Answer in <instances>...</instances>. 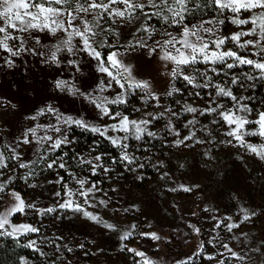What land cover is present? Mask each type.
Instances as JSON below:
<instances>
[{
  "label": "rangeland",
  "instance_id": "obj_1",
  "mask_svg": "<svg viewBox=\"0 0 264 264\" xmlns=\"http://www.w3.org/2000/svg\"><path fill=\"white\" fill-rule=\"evenodd\" d=\"M145 11L151 12L152 9ZM250 15V12H242L240 18L247 19ZM214 17L223 20L222 24L216 25L220 35L230 36L233 32L247 31L252 27L251 24H233L231 12L219 15L216 8L212 13L205 12L202 17L185 19V23L191 26ZM141 23L143 17L132 23L118 22L115 31L118 36L106 31L113 29L106 25L99 35L101 41L116 44L110 51L122 53L123 62L131 66L135 79L148 81L155 95L153 98L143 89L132 88L129 90L132 95L125 106L121 103L106 105L113 115L122 113L130 120H150V123L142 125L146 131L140 134V139L129 135L122 142L127 144V148L114 145L120 157L125 152L130 157L134 148L148 161L150 172L144 169L139 172L137 180L142 182L140 185L127 180L103 184L90 178L86 171L93 172L94 167L98 170L106 166L102 158L95 160L101 155L93 151V145L79 152L74 167H70L63 158L55 155V149L50 150L51 142L39 147L29 137L32 143H23L27 129L38 124L57 123L51 113L38 114L48 105L66 116L83 118L92 126L107 127L117 123L111 115L104 116L84 96H74L55 86V81L62 79L83 93L115 99L122 89L113 83L111 88L100 92V82L107 83L109 77L98 71L95 59L86 52L72 56L64 50L58 53L59 64H56L45 62L43 56L26 51L12 57L13 65L9 66L5 63L9 54L0 50V154L5 157V164L6 157L8 160L7 166L0 168V182L12 178L5 191L0 192V211L15 203L11 196L13 191L19 193L26 204L34 205L9 217L10 224L5 225L4 231L11 232L13 224H28L38 229L37 232L13 233L12 236L0 235V240L9 237L17 246L30 250L23 264H144L143 258L129 249L145 253L153 264H220L221 261L224 264H264V160L227 136L230 126L220 116L200 114L205 108L216 107L217 104L232 108L233 101L216 100L211 103L210 100L187 97L192 91L191 85L182 76L173 78L169 75L173 65L161 60L158 52L150 54L148 47H128L130 42L134 45L140 38L151 46L164 38L162 33L165 29L174 33L180 31L178 26L169 27L161 21L155 24L150 21L157 32L149 39L146 33L136 31ZM40 35L45 45L58 42L50 35ZM10 43L19 46L20 42ZM30 43L33 48H40ZM227 49L224 47L223 50ZM40 51L44 49L40 48ZM71 60L77 63L70 64ZM198 65L196 67L201 71L211 67ZM197 82L201 83L199 79ZM173 88L177 91H172ZM169 92L172 94L168 95ZM185 105H191L198 111L187 112ZM259 111L264 109L251 113L249 119L255 120ZM192 120L196 123L190 124ZM256 127L255 124L246 126L248 130ZM68 128L64 127V135H67ZM149 132L154 135H148ZM44 134L43 130L38 131V135ZM47 134L57 136L50 130ZM106 135L119 138L128 133L110 130ZM94 136L96 140L106 138L99 134ZM185 137L191 138L185 140ZM245 140L253 145L264 144V137L258 135L246 136ZM177 141L183 142L177 144ZM13 148L20 155L19 161L10 158ZM35 160L38 165L33 167ZM53 160L56 165L49 168L47 165ZM29 162V167L19 166ZM60 163L66 167L60 168ZM77 178L86 179L85 187L96 186L90 194L91 204H84V208L103 223L85 217L82 212L59 207L67 199L63 195V185L79 189ZM74 199L83 204L85 198L76 196ZM49 208L53 211H42ZM243 209L247 210L248 219L244 218ZM105 223L114 227L106 228ZM231 224L236 227L229 230ZM193 226L199 231H195ZM125 232L131 235L122 240ZM145 233H155L159 239L143 235ZM29 241L36 242L35 248L26 247ZM225 244L245 259L233 257L223 247Z\"/></svg>",
  "mask_w": 264,
  "mask_h": 264
},
{
  "label": "snow or ice",
  "instance_id": "obj_2",
  "mask_svg": "<svg viewBox=\"0 0 264 264\" xmlns=\"http://www.w3.org/2000/svg\"><path fill=\"white\" fill-rule=\"evenodd\" d=\"M211 5H214L219 15H223L226 11L232 13L231 22L235 25L251 24L252 27L247 31L233 32L230 36L220 35L219 29L216 27L222 24L223 20H217L215 17L212 20L201 21L199 24L189 26L185 23V17L192 9L189 7L191 0H0V50L8 53L9 56L5 58V63L9 66L13 65L12 57H18L22 52H31L32 54H39L44 57L45 62L59 64L58 53L66 50L72 56H76L78 52H86L90 57L97 61L98 71L106 74L109 77L107 83L101 81L98 86L102 93L108 88H111L113 83L122 89L115 99L109 100L108 97L98 95L93 96L90 93H83L74 84L69 81L58 79L55 81V86L61 91L67 90L72 95H81L94 104L104 116H112L117 123L107 127L92 126L83 118H75L73 116H66L60 113L56 108L48 105L46 108L40 109L38 114L51 113L55 115L57 123L48 124L46 126L37 125L27 129L24 133L23 143H32V137L39 147H42L46 142H51L50 150L59 148L64 143H70L66 135H64V127L76 125L78 127L89 130L93 133L105 136L113 145L127 148V144L122 142L129 138V135H135L136 139L141 138V133L146 131L142 125L150 123V120L135 121L130 120L128 116L122 113H115L114 115L108 111L106 105L124 103V97L132 88H140L145 91L146 95H151L155 98L154 93L151 92V85L148 81L136 80L131 73V66L123 62V54L117 51H110L105 58L99 48L108 47L111 49L113 45L107 44V41H98L97 37L100 29V21L106 15L112 20L113 24L118 22L132 23L138 21L143 17V23L136 29L137 32H144L148 38L151 39L153 33L157 32L154 25L150 23L153 16L169 27L178 26L180 31L174 33L165 29L162 33L164 37L161 40H156L151 46L147 44L144 38L136 40L133 45L129 43V48L134 47H148L149 52L160 54V59L173 65L169 75L173 78L182 76L189 85L196 88L213 87L211 84L212 77L208 75L209 72L221 74L224 69L232 70L240 65L251 66L252 69L259 72L260 79H264V0H208ZM122 5V7H120ZM152 9L151 12L145 9ZM242 12H250L251 15L247 19L240 18ZM205 25H212L206 27ZM115 33V29H108ZM17 33L19 35H17ZM50 35L58 42L52 45H45L42 43L41 35ZM118 36V33H115ZM243 37H252L250 39H242ZM18 40L19 46L11 44L10 41ZM75 41V43H74ZM43 48H33L31 43ZM231 42L234 48L223 50L224 46ZM255 49L248 55L241 54L239 50ZM257 57L253 59L251 57ZM232 62L229 63L228 60ZM70 64H75L77 61L71 60ZM204 64L211 65L201 71L196 65ZM191 70L189 74H185ZM226 74V73H224ZM248 80L256 79L252 75L244 74ZM203 78V84L198 83L197 80ZM239 77L232 76L231 84L238 83ZM127 85V87H126ZM217 97H230L234 102L232 108H226L224 105L217 104L216 107H208L201 111L204 113H215L220 116L223 121L230 126V130L226 133L227 136L233 137L241 146L247 147L249 151L255 153L260 159L264 160V144L253 145L247 143L246 136L258 135L264 137V111L257 113L256 119H249L252 109L246 103H241L246 97H236L230 87L216 84ZM172 91H177L173 88ZM172 93L169 92L168 95ZM199 95V93H197ZM185 110L190 113H196L197 108L191 105H185ZM35 119V117H32ZM215 123V121H213ZM190 124H195L196 121H189ZM255 124L257 127L253 130H248L247 125ZM43 130L44 135H38V131ZM57 134L56 137L48 135V131ZM123 131L128 133L123 137L115 138L107 136L109 131ZM134 130V132H133ZM148 135H154L149 132ZM191 137H185V140ZM183 141H177V144ZM231 142V141H229ZM39 147L37 151H39ZM13 155L11 159L20 160V155L15 148L12 149ZM122 158L130 160L128 154L122 153ZM100 156L95 157L99 161ZM29 163H20L21 168L29 167ZM85 163H92L85 161ZM56 165L53 160L47 166L52 168ZM5 157L0 154V168H4ZM60 168H65L64 163L59 164ZM95 171V167L93 168ZM11 177L8 180L0 182V192H4L7 185L11 182ZM63 179L62 177L60 178ZM60 180L57 181L59 183ZM79 184V189H71L67 184L63 185V195L67 197L63 203L59 205L60 208L71 209L76 212H82L85 217L93 221L103 223L99 218L84 208V204H91V196L96 188L85 187L86 179H76ZM189 191V189H185ZM61 195V193H57ZM11 196L15 203L9 204L3 211H0V235L12 236L13 233L24 234L28 232H37L38 229L32 225L21 224L11 225L12 231H4L5 225L10 224L9 217L14 213H23L26 208H33L34 205L26 204L21 195L17 192H12ZM84 197L83 204L77 203L74 197ZM105 203V201H100ZM51 212L53 209L46 210ZM245 212V219H248L247 210ZM106 228H113L114 225L105 223ZM134 227V226H133ZM235 224L228 226L229 230L235 228ZM195 231H199L193 226ZM131 235L130 232H125L121 239H127ZM143 235H150L153 239H159L155 233H145ZM36 242L29 241L26 247L35 248ZM233 257L244 260L245 257L239 253L232 251L228 245H223ZM39 251V249H36ZM71 251V249H68ZM129 251L135 252L137 256L143 258L144 264H153L152 261L143 252H138L134 249ZM212 257H209L211 259ZM23 264V258H22ZM220 264H224L223 261Z\"/></svg>",
  "mask_w": 264,
  "mask_h": 264
},
{
  "label": "trees",
  "instance_id": "obj_3",
  "mask_svg": "<svg viewBox=\"0 0 264 264\" xmlns=\"http://www.w3.org/2000/svg\"><path fill=\"white\" fill-rule=\"evenodd\" d=\"M189 7L192 11L186 15L185 19L192 20L195 18H199L204 16V13H212L215 10V6L211 5L208 0H191ZM159 18L153 16L151 22L159 23ZM111 26L115 31H117V23L113 24L112 20L105 16L100 22V29H97L99 35L103 31L104 26ZM97 37L98 41L100 37ZM113 47H116V44H112ZM102 55L105 57L107 52L110 51L108 47L99 48ZM224 47L233 48V50H237L234 48L232 43H227ZM241 54L248 55L250 51L239 50ZM253 59H257V57H251ZM229 63L232 62L231 59L228 60ZM199 66V65H196ZM204 71V70H203ZM226 73V74H224ZM224 73L217 74L209 72L208 75L212 77L211 84L213 87H202L196 88L191 85L190 88L192 91L190 95L187 97L194 96L198 100H210L212 103L216 100L231 102L230 97H217L215 85L220 84L221 86L230 87L233 95L236 97H246L244 101L241 103H246L249 108L252 109V113H255L258 109H264V79H260L259 72L251 68L248 65H240L238 67L233 68L232 70L224 69ZM247 73L248 75H252L257 77L253 80H248L244 75ZM232 76H238V83L235 85L231 84ZM199 81L201 84L205 82L203 78H200ZM194 89V90H193ZM196 91V92H194ZM199 93V95H197ZM132 95V91H128L124 103H121L122 106L128 102ZM205 103V102H204ZM184 117V116H183ZM186 117V113H185ZM184 117V118H185ZM96 133H93L89 130H85L84 128L78 127L76 125H71L67 131V139L70 143H64L59 148L54 150L55 155H58L60 158H63L67 163H69L70 167H74L75 160L77 159V154L82 150H87L90 145L94 146V152L100 153L102 162L106 166L104 169H98L93 172H88L90 178L100 181L105 184L112 180H127L130 183H135L140 185L139 180H137L139 172L145 171L150 172V168L148 165V161L146 162L145 158H143V154L139 150H135L132 148V154L130 155V160H125L118 155L117 149L114 145L110 144L109 141L104 137H99V139H95ZM4 149V146L2 147ZM5 150V149H4ZM38 159V158H36ZM7 157H6V165H7ZM38 165V161H33L32 166L35 167ZM5 168V167H4ZM3 169V168H1ZM19 187V186H14ZM30 250L24 248L22 246H17L13 243L12 238H2L0 240V264H22V258L25 259L29 256Z\"/></svg>",
  "mask_w": 264,
  "mask_h": 264
}]
</instances>
